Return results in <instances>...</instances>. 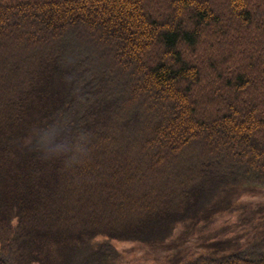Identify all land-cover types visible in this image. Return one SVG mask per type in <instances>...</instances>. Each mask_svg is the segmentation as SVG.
<instances>
[{
    "label": "trees",
    "instance_id": "16d2710c",
    "mask_svg": "<svg viewBox=\"0 0 264 264\" xmlns=\"http://www.w3.org/2000/svg\"><path fill=\"white\" fill-rule=\"evenodd\" d=\"M245 179H264V0H0V264H121L113 242L239 225L260 213L234 206Z\"/></svg>",
    "mask_w": 264,
    "mask_h": 264
},
{
    "label": "rangeland",
    "instance_id": "374dc122",
    "mask_svg": "<svg viewBox=\"0 0 264 264\" xmlns=\"http://www.w3.org/2000/svg\"><path fill=\"white\" fill-rule=\"evenodd\" d=\"M234 206L260 210L259 215L249 221L236 224V214L224 213L216 221L196 231L194 227H183L175 232L165 246L144 247L139 244L113 242L120 255L121 264H185L196 258L219 261L243 255L264 256V179H245L238 182ZM238 213V212H235ZM202 226L200 223L198 227ZM225 228L220 236L207 242L212 235ZM226 234H223V233ZM201 233H205L202 237ZM202 237V238H201ZM239 242H236L237 239ZM207 239V240H206ZM227 242L230 248H219L216 242Z\"/></svg>",
    "mask_w": 264,
    "mask_h": 264
}]
</instances>
